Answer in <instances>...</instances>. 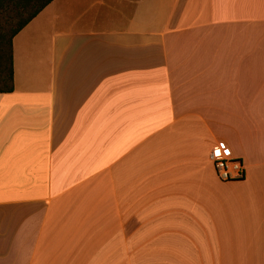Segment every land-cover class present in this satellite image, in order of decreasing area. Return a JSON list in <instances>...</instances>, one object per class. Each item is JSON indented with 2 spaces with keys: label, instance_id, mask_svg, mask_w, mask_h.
Returning <instances> with one entry per match:
<instances>
[{
  "label": "crops",
  "instance_id": "0c3cea01",
  "mask_svg": "<svg viewBox=\"0 0 264 264\" xmlns=\"http://www.w3.org/2000/svg\"><path fill=\"white\" fill-rule=\"evenodd\" d=\"M11 50L0 264H264V0H52Z\"/></svg>",
  "mask_w": 264,
  "mask_h": 264
},
{
  "label": "trees",
  "instance_id": "16d2710c",
  "mask_svg": "<svg viewBox=\"0 0 264 264\" xmlns=\"http://www.w3.org/2000/svg\"><path fill=\"white\" fill-rule=\"evenodd\" d=\"M13 3L16 9L23 12L17 26L12 29L10 37L7 39L8 47L4 52V39L0 34V91H8L12 88V50L11 39L25 24L35 17L52 0H0V5L4 2Z\"/></svg>",
  "mask_w": 264,
  "mask_h": 264
},
{
  "label": "built area",
  "instance_id": "2783aa9c",
  "mask_svg": "<svg viewBox=\"0 0 264 264\" xmlns=\"http://www.w3.org/2000/svg\"><path fill=\"white\" fill-rule=\"evenodd\" d=\"M214 170L223 181L239 180L245 177V166L240 159L225 157L219 145L213 146L210 151Z\"/></svg>",
  "mask_w": 264,
  "mask_h": 264
},
{
  "label": "rangeland",
  "instance_id": "374dc122",
  "mask_svg": "<svg viewBox=\"0 0 264 264\" xmlns=\"http://www.w3.org/2000/svg\"><path fill=\"white\" fill-rule=\"evenodd\" d=\"M24 17V14L21 10L16 9L11 2H4L0 5V34L4 39V52L8 47L7 39L11 35L12 29H14L19 20Z\"/></svg>",
  "mask_w": 264,
  "mask_h": 264
}]
</instances>
